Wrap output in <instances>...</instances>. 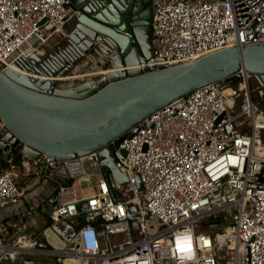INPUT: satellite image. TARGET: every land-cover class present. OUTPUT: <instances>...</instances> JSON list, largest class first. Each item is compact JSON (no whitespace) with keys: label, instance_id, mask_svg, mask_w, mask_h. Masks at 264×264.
<instances>
[{"label":"built area","instance_id":"obj_1","mask_svg":"<svg viewBox=\"0 0 264 264\" xmlns=\"http://www.w3.org/2000/svg\"><path fill=\"white\" fill-rule=\"evenodd\" d=\"M152 6L150 65L170 69L264 46V0H153ZM76 13L69 0H0V72L42 56L66 36ZM105 74L94 62L63 83ZM240 77L237 87L208 85L142 122L120 145L125 157L115 153L128 179L120 188L103 175L85 185L73 180L80 191L62 188L65 179L52 172L68 162L45 155L40 168L25 156L0 167V264H264V88L252 99V76ZM4 129L0 121V140ZM41 217L46 225L37 232ZM59 223L75 236L49 249L41 237ZM8 229L15 231L10 241Z\"/></svg>","mask_w":264,"mask_h":264},{"label":"water","instance_id":"obj_2","mask_svg":"<svg viewBox=\"0 0 264 264\" xmlns=\"http://www.w3.org/2000/svg\"><path fill=\"white\" fill-rule=\"evenodd\" d=\"M69 1L77 13L66 36L42 56L33 54L0 72L1 167L25 156L40 168L38 160L45 155L68 162L52 172L60 180L85 185L103 175L111 188H120L128 179L116 168L115 153L125 157L121 143L153 113L208 85L228 88L241 72L264 88L262 45L228 49L170 69L156 67L150 65L153 0ZM95 59L105 75L65 88L64 79L89 69ZM50 231L61 246L75 236L67 223Z\"/></svg>","mask_w":264,"mask_h":264},{"label":"rangeland","instance_id":"obj_3","mask_svg":"<svg viewBox=\"0 0 264 264\" xmlns=\"http://www.w3.org/2000/svg\"><path fill=\"white\" fill-rule=\"evenodd\" d=\"M74 25H75V22H74L73 20L70 21L68 27L65 28V30H66L67 32H69V31L71 30V28H72ZM94 62L99 66L100 61H99L98 59H95ZM99 67H100V66H99ZM80 83H82V82H80V81L74 82V83H73V86H74V85H78V84H80ZM238 84H239V82H237V83L234 85V87H237ZM64 86H67V87H68V85H64ZM248 86H249V89H250V92H251L252 99L259 100V95H258L259 84H258V82L256 81V79H255L254 76H252V77L249 79V84H248ZM261 110L264 111V105H263V104H262ZM63 183H64V182H63ZM74 183H76V182L74 181ZM22 186H23V185H22ZM78 222L81 223L82 220H80V221H78ZM155 231H156V230H152L153 233H154ZM52 234L54 235V237H52V236H50V235H48V236H47V235H43V237H41V241L44 242V243L47 245V247H48L49 249H59V248H61V245L58 243V242L60 241V239H59L54 233H52ZM35 264H43V263H42V261H36Z\"/></svg>","mask_w":264,"mask_h":264},{"label":"crops","instance_id":"obj_4","mask_svg":"<svg viewBox=\"0 0 264 264\" xmlns=\"http://www.w3.org/2000/svg\"><path fill=\"white\" fill-rule=\"evenodd\" d=\"M69 25V23L67 24V26L65 28H67ZM64 33L67 34V31L64 29ZM72 87V86H71ZM1 167V166H0ZM66 180H63V182H65ZM23 185V186H22ZM30 185V180H22L21 181V188L23 190H27L28 187ZM73 186H74V189L75 191H80L82 189V187L78 184V183H73ZM31 201V200H30ZM23 207H29L31 205L27 204V203H23L22 204ZM45 225H46V219L44 217H41V218H38V230L37 232L41 231L43 228H45ZM15 231L13 230H10L8 229L6 232H5V235H6V239L8 241H10V239H12L13 235H14ZM48 233V234H47ZM45 234L50 235L52 237H54V235L52 234V232L50 230H48ZM59 243V242H58Z\"/></svg>","mask_w":264,"mask_h":264},{"label":"trees","instance_id":"obj_5","mask_svg":"<svg viewBox=\"0 0 264 264\" xmlns=\"http://www.w3.org/2000/svg\"><path fill=\"white\" fill-rule=\"evenodd\" d=\"M73 184V180H66L64 183H61V187L62 188H69L71 187ZM54 188V191H58V186L57 185H54L52 186Z\"/></svg>","mask_w":264,"mask_h":264},{"label":"bare ground","instance_id":"obj_6","mask_svg":"<svg viewBox=\"0 0 264 264\" xmlns=\"http://www.w3.org/2000/svg\"><path fill=\"white\" fill-rule=\"evenodd\" d=\"M241 74V73H240Z\"/></svg>","mask_w":264,"mask_h":264}]
</instances>
